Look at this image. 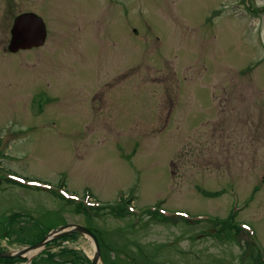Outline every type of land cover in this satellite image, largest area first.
Returning a JSON list of instances; mask_svg holds the SVG:
<instances>
[{
  "label": "rangeland",
  "instance_id": "rangeland-1",
  "mask_svg": "<svg viewBox=\"0 0 264 264\" xmlns=\"http://www.w3.org/2000/svg\"><path fill=\"white\" fill-rule=\"evenodd\" d=\"M20 12L48 38L11 54ZM263 177L264 0H0V254L72 224L101 264H259Z\"/></svg>",
  "mask_w": 264,
  "mask_h": 264
},
{
  "label": "water",
  "instance_id": "water-1",
  "mask_svg": "<svg viewBox=\"0 0 264 264\" xmlns=\"http://www.w3.org/2000/svg\"><path fill=\"white\" fill-rule=\"evenodd\" d=\"M46 38L47 27L40 16L35 13L20 14L14 20L8 50L11 53H17L20 50L37 48L45 44ZM72 234H78L92 241L95 250L93 256L90 257L91 264H101L103 262L97 237L86 227L72 224L49 232L42 241L34 246H25L20 250L2 253L0 254V258H25L27 259V263L30 264L32 258L42 252L48 243ZM29 255L30 257H27Z\"/></svg>",
  "mask_w": 264,
  "mask_h": 264
},
{
  "label": "trees",
  "instance_id": "trees-1",
  "mask_svg": "<svg viewBox=\"0 0 264 264\" xmlns=\"http://www.w3.org/2000/svg\"><path fill=\"white\" fill-rule=\"evenodd\" d=\"M63 199V201L67 204L72 205L74 202L66 200L64 197H60ZM77 210L79 213H84V214H88V213H93L96 210L94 208H88L85 207L83 204H77L76 205ZM114 215H119V216H124L125 214H130L129 210L127 209V204L123 205L121 208L116 209V208H110L109 209ZM50 229H48L46 232L43 233V235L38 239L35 240V243H37L39 240H41L43 238V236L49 231ZM95 233V231H93ZM96 234V233H95ZM31 235V234H29ZM96 236H98L96 234ZM35 237V236H34ZM77 238H79L78 235H72L70 237H65L64 239H62L63 241H73L76 240ZM100 239V238H99ZM62 255H64L63 251L61 252ZM68 256H72L71 259H69L68 263H73V264H82L81 259L83 257V255L81 253L76 252L75 250H69L67 252ZM89 264V260L86 257H83ZM18 262V260H11V259H0V264H16ZM257 263L259 264H263L259 262V255H257Z\"/></svg>",
  "mask_w": 264,
  "mask_h": 264
},
{
  "label": "flooded vegetation",
  "instance_id": "flooded-vegetation-1",
  "mask_svg": "<svg viewBox=\"0 0 264 264\" xmlns=\"http://www.w3.org/2000/svg\"><path fill=\"white\" fill-rule=\"evenodd\" d=\"M24 13H34V12H20V13H18V15H20V14H24ZM18 15H17V16H18ZM15 18H16V17H15ZM15 18H14V19H15ZM13 24H14V20H13ZM12 26H13V25H12ZM12 26H11V29H12ZM10 32H11V30H10ZM9 42H10V40H9ZM46 42H47V41H46ZM45 44H46V43H45ZM45 44H44V45H45ZM44 45H43V46H44ZM8 46H9V43H8ZM8 46H7V48H6L4 51L9 53ZM43 46H42V47H43Z\"/></svg>",
  "mask_w": 264,
  "mask_h": 264
}]
</instances>
